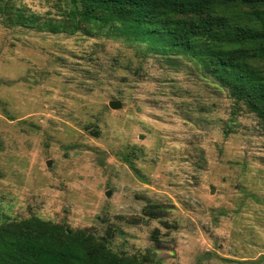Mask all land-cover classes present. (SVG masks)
<instances>
[{"label":"rangeland","instance_id":"374dc122","mask_svg":"<svg viewBox=\"0 0 264 264\" xmlns=\"http://www.w3.org/2000/svg\"><path fill=\"white\" fill-rule=\"evenodd\" d=\"M0 1L43 25L70 0ZM15 13L0 15V227L38 216L148 264H264L256 115L170 46Z\"/></svg>","mask_w":264,"mask_h":264},{"label":"trees","instance_id":"16d2710c","mask_svg":"<svg viewBox=\"0 0 264 264\" xmlns=\"http://www.w3.org/2000/svg\"><path fill=\"white\" fill-rule=\"evenodd\" d=\"M65 20L37 24L12 5V23L52 34L89 27L134 36L194 58L264 124V0H70ZM0 264H148L121 255L86 229L38 216L0 227Z\"/></svg>","mask_w":264,"mask_h":264},{"label":"water","instance_id":"95a60500","mask_svg":"<svg viewBox=\"0 0 264 264\" xmlns=\"http://www.w3.org/2000/svg\"><path fill=\"white\" fill-rule=\"evenodd\" d=\"M110 107L112 109L118 110V109H121L123 107V105L119 101H113V102L110 103ZM48 166H51V162L48 163ZM212 192H214V189H212ZM107 195H110V192Z\"/></svg>","mask_w":264,"mask_h":264}]
</instances>
